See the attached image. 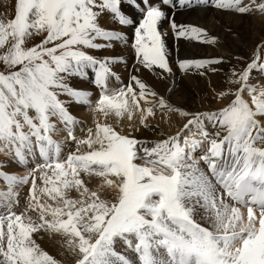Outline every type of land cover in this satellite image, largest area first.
Returning a JSON list of instances; mask_svg holds the SVG:
<instances>
[{
  "label": "snow or ice",
  "instance_id": "obj_1",
  "mask_svg": "<svg viewBox=\"0 0 264 264\" xmlns=\"http://www.w3.org/2000/svg\"><path fill=\"white\" fill-rule=\"evenodd\" d=\"M185 13L243 19L264 0L0 12V264H264V85L250 82L264 38L250 55L181 57V40L219 43ZM177 73L206 79L219 103L176 100Z\"/></svg>",
  "mask_w": 264,
  "mask_h": 264
},
{
  "label": "bare ground",
  "instance_id": "obj_2",
  "mask_svg": "<svg viewBox=\"0 0 264 264\" xmlns=\"http://www.w3.org/2000/svg\"><path fill=\"white\" fill-rule=\"evenodd\" d=\"M8 6L10 7V5ZM176 20L178 22H197L198 24L205 26L211 33L216 34L219 40V43L216 46H212L211 44L205 45L203 42L198 41H192L191 43H188L185 40H181L179 46V53L181 57H198L201 55L220 54L228 58L233 54H242L248 48H251L252 50L253 41L257 40L258 37L264 38V16H259L256 14L239 19L233 18L229 13H201L199 15L185 13L177 15ZM229 21H231L232 32L237 33L236 37L232 35V32L227 30ZM108 23H112V21L109 19ZM167 26V22H165L164 27L167 28ZM169 42L170 45L175 48L176 41L170 37ZM192 75L199 85V94H196L192 90V84L190 81L177 74L176 92L174 98L179 101H187L194 107H198L201 104L206 106L205 104L211 101L207 80L202 79L197 75ZM252 77L253 78L250 81L251 83L256 85H264V75L254 72ZM145 78H148L147 74H145ZM222 78L223 73L210 76L212 87L219 90ZM73 83L76 84L79 82L74 80ZM69 107L70 111L79 119L91 121V113L85 108H82L76 104H71ZM176 119L177 117L174 115L165 116L163 113H158L157 120L153 121V123L159 121L161 127L165 128V130H170L168 123L170 120L173 123L172 130H174V122ZM145 134L146 133H144L143 129H141V132L136 133V135ZM0 158H3L2 153H0Z\"/></svg>",
  "mask_w": 264,
  "mask_h": 264
},
{
  "label": "rangeland",
  "instance_id": "obj_3",
  "mask_svg": "<svg viewBox=\"0 0 264 264\" xmlns=\"http://www.w3.org/2000/svg\"><path fill=\"white\" fill-rule=\"evenodd\" d=\"M8 5H10V7ZM13 7H14V0H0V12H3V13H5L7 15L8 12L13 9ZM255 14L256 15H259V16H264V14H260V13H255ZM250 54H251V48L250 49L248 48L242 54H233L231 56H235V55H250ZM177 74L180 76L179 73H177ZM183 77L185 79H187L188 81H190V83L192 84V90L196 94H199L198 93V91H199V85L196 82V80L194 79L193 75L191 73H186ZM210 100H209L210 102H208V103L205 104L206 106H209L211 104H215V103H218L219 102V101H217L215 99H212V98Z\"/></svg>",
  "mask_w": 264,
  "mask_h": 264
}]
</instances>
